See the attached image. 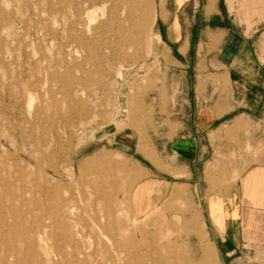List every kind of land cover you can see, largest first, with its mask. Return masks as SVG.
Returning a JSON list of instances; mask_svg holds the SVG:
<instances>
[{
    "label": "rangeland",
    "instance_id": "1",
    "mask_svg": "<svg viewBox=\"0 0 264 264\" xmlns=\"http://www.w3.org/2000/svg\"><path fill=\"white\" fill-rule=\"evenodd\" d=\"M179 4L0 0V201L17 211L16 264H125L124 251L129 264H208L211 248L209 264H264L251 244L223 258L202 195L169 181L181 174L167 168L165 129L187 104L183 75L211 70L204 50L188 69L166 46Z\"/></svg>",
    "mask_w": 264,
    "mask_h": 264
},
{
    "label": "crops",
    "instance_id": "2",
    "mask_svg": "<svg viewBox=\"0 0 264 264\" xmlns=\"http://www.w3.org/2000/svg\"><path fill=\"white\" fill-rule=\"evenodd\" d=\"M172 1L166 46L188 69L204 50L211 70L183 75L187 104L176 132L165 129L167 168L181 174L169 181L202 195L223 258L245 244L264 252V0Z\"/></svg>",
    "mask_w": 264,
    "mask_h": 264
},
{
    "label": "bare ground",
    "instance_id": "3",
    "mask_svg": "<svg viewBox=\"0 0 264 264\" xmlns=\"http://www.w3.org/2000/svg\"><path fill=\"white\" fill-rule=\"evenodd\" d=\"M117 1V0H115ZM139 25L137 24L138 26V29L139 30H142L145 26H146V23L148 24V21L150 20V8H145V9H141L139 11ZM2 189V188H1ZM7 189V188H6ZM3 192V191H2ZM0 192V193H2ZM7 192V191H6ZM2 197V196H1ZM4 198V197H3ZM15 198V197H14ZM13 200V199H11ZM9 204V203H8ZM8 206L5 204L4 201H0V226H4L5 229H1L0 230V264H16V261L15 259L12 260V254L10 255V252H9V247H13L12 245L13 244H8V238H7V235L8 233H10L13 236H15L16 232L15 231L16 229L13 228L11 225H9L8 223V220L7 218H9L10 216L12 215H16L17 214V211H7L6 208ZM133 220V219H132ZM136 221V220H134ZM99 228V227H98ZM118 229V226L117 224H112L110 226V231H115ZM123 231V230H122ZM8 232V233H7ZM110 239L113 238V233H110ZM18 242L21 244V243H25L27 245H32L33 241H35V245L39 246L37 244V242L40 240V236H35V239H28V238H25V237H18ZM42 242V241H41ZM32 243V244H31ZM92 245V244H91ZM90 245V246H91ZM95 246V245H94ZM14 248V247H13ZM214 250H212L211 248V251L209 252V254H205L203 255L204 257V260H206V262L209 264L210 262V258L212 257V253ZM34 253V251H33ZM104 254V253H103ZM123 255L126 257V262L125 264H129L131 262V259L132 260H135L136 258L134 257L133 254H131L129 251H124ZM133 255V256H132ZM147 256V255H146ZM22 259V258H21ZM147 259L149 260V262L145 263L143 261H140V260H136L134 261L132 264H155V260L150 258V257H147ZM36 262V261H35ZM41 263V264H52L54 263L51 259H38L37 263Z\"/></svg>",
    "mask_w": 264,
    "mask_h": 264
}]
</instances>
